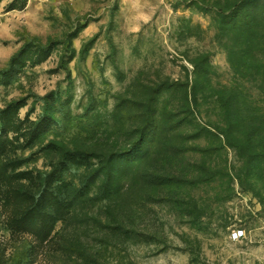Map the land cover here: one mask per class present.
<instances>
[{
  "label": "rangeland",
  "instance_id": "obj_1",
  "mask_svg": "<svg viewBox=\"0 0 264 264\" xmlns=\"http://www.w3.org/2000/svg\"><path fill=\"white\" fill-rule=\"evenodd\" d=\"M0 264H264V0H0Z\"/></svg>",
  "mask_w": 264,
  "mask_h": 264
},
{
  "label": "trees",
  "instance_id": "obj_2",
  "mask_svg": "<svg viewBox=\"0 0 264 264\" xmlns=\"http://www.w3.org/2000/svg\"><path fill=\"white\" fill-rule=\"evenodd\" d=\"M13 8H16V7H13ZM118 160L123 161V159L121 158ZM101 175L102 174L100 170H95L92 175V178L89 179V181H86L85 183H83L79 190H76V193L73 194L72 199L76 200L78 192L81 193L84 190L86 191V189H90V187L96 183V181L101 177ZM107 188L108 186H105V187L103 186L102 191L106 193L108 191ZM23 196L21 194H18L15 200V203L17 204L18 208L20 207L23 208L24 206H26L24 209H22L24 210L23 217H28L26 221V225H25L26 230L34 233L38 237V239H40L41 241L48 240L52 233L51 232L52 227L48 225L46 221V215L37 207L38 203H36L35 207H33L29 203L26 204L27 198Z\"/></svg>",
  "mask_w": 264,
  "mask_h": 264
},
{
  "label": "built area",
  "instance_id": "obj_3",
  "mask_svg": "<svg viewBox=\"0 0 264 264\" xmlns=\"http://www.w3.org/2000/svg\"><path fill=\"white\" fill-rule=\"evenodd\" d=\"M243 232V231H242ZM240 230H238V231H233V233H232V236H233V238L234 239H239L242 235H243V233H242Z\"/></svg>",
  "mask_w": 264,
  "mask_h": 264
}]
</instances>
